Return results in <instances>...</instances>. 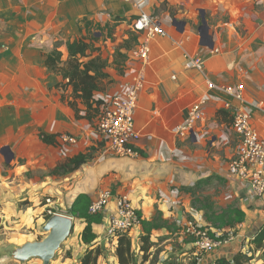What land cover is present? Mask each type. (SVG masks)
Returning <instances> with one entry per match:
<instances>
[{
    "label": "crops",
    "instance_id": "1",
    "mask_svg": "<svg viewBox=\"0 0 264 264\" xmlns=\"http://www.w3.org/2000/svg\"><path fill=\"white\" fill-rule=\"evenodd\" d=\"M229 4L230 6L226 3L217 5L227 11L237 7L234 0ZM253 4L250 3L249 6ZM258 7L262 15L264 7ZM201 11L204 9L200 8L199 12ZM138 14L136 7L126 0H0V156L5 158L3 151L7 148L13 154L9 162L5 158L7 167L13 169L8 170L7 176L0 173V182H6L8 188L5 190L0 185V217L5 219L8 216L6 221L9 223L10 216L15 215L22 226L25 223L27 227L34 228L35 223L39 222L42 227L48 206H41V197L53 193V197H59L55 204H59L66 196L68 201L72 200L69 204L71 207L80 194H88L94 201L101 191L108 189L114 195H127L132 199L143 220L152 221L161 214L171 228L182 229L179 223L189 218L187 212L192 209L191 197L186 195L185 189L208 178L211 182L218 175L226 181L225 197L237 201L233 205L246 214V220L240 225L243 232L229 245L214 250L211 259L199 258L197 261L198 264H215L217 259L227 257L228 253L232 257L233 251L237 254L245 252L247 246L252 247L250 242L257 235L247 238L244 232L248 228L254 230L256 225L263 226L264 216L254 206L248 207L240 200L242 190L239 183L230 178L228 167L224 169L217 154L213 153V148L223 144L230 145V138L234 137L236 148L229 157L230 160L237 150L238 137L232 129L233 122L228 123L229 118L220 113L225 111L232 115L223 106L224 100L229 98L210 91L207 81L217 85H244L247 101L261 106L253 108L251 114L253 125L264 138V58L261 50L251 49L245 42H238L239 36L233 37L234 34L229 35V38L235 39V43L231 44L230 41L223 42L222 35L212 36L209 27L206 34L192 31L189 20L194 19L193 11L186 15V19L181 20L179 17L171 19L166 15L162 20L156 16L169 36L153 42L150 64L146 68V86L136 113L137 127L142 136L137 144L140 158L116 157L107 152L104 146L98 158L64 176H48L46 173L47 177L43 180L42 177L34 180L32 177L28 179L31 175L26 176L39 168L36 161L39 164L45 163L48 152L53 153L56 160L48 168L45 167L47 165L40 168L53 170L66 158L88 153L96 146L93 142L94 132L85 130L84 123L88 121L77 119L78 114L70 104L77 102L81 110L84 106L73 98L69 81L60 72L48 69L47 55L58 49L63 54V66L69 58V43L82 37H86L89 42L87 35L94 28L105 33L108 27L116 26L115 35L120 30L125 32L131 28L133 31V23ZM231 15L237 18L233 11ZM250 18L251 21L261 18V23L258 22L259 30L248 35V39L264 30V17ZM112 22L114 26L110 24ZM175 22L185 23L183 31L178 30ZM205 38L209 41L205 42ZM211 41L214 43L212 48L203 45L210 44ZM216 50L219 52L213 54ZM195 57L204 59V72L192 65L191 61ZM132 68L134 65L128 60L125 74H119L118 77L109 69V82L115 81L116 86L109 91L97 92L96 97L111 94L134 76ZM217 96L221 100L214 99ZM204 100H208L204 118L189 133L190 136L177 135L175 130L188 117L190 109ZM82 115L83 112L80 113ZM212 130L218 131L208 148L207 139ZM40 132L58 135L59 146L44 144L40 140ZM64 135L76 138V144H69V148L64 145L61 149L60 145L64 144L61 137ZM192 146L195 149L194 155L191 154ZM203 152L206 153L205 157L200 155ZM111 211L113 205L103 214V224L93 226L98 240L96 245L86 246L87 249L98 247L100 242L109 244L106 234ZM65 215L71 216L70 210ZM30 220H33L31 226L28 225ZM76 220L79 221L81 238L85 223L83 220ZM10 223H14V220ZM201 223L208 226L203 217ZM167 233L168 228L164 227L154 230L152 237H161ZM142 235L140 224L130 234L133 251L136 246L141 251L139 241L141 242ZM152 241L154 242L153 239ZM180 243L185 244L183 250L194 246L185 239ZM116 248L117 244L115 250ZM148 259L144 260L142 256V262H147ZM114 261L119 264L117 256ZM261 263L264 264L262 260L259 264Z\"/></svg>",
    "mask_w": 264,
    "mask_h": 264
},
{
    "label": "rangeland",
    "instance_id": "2",
    "mask_svg": "<svg viewBox=\"0 0 264 264\" xmlns=\"http://www.w3.org/2000/svg\"><path fill=\"white\" fill-rule=\"evenodd\" d=\"M140 4L146 8L149 12L154 14L155 16L159 17L163 20V16L166 15L167 17L171 19H175L179 17V20L186 19V15H189L191 11H193L194 19L189 20V27H191L192 31L196 32L197 34L199 31L201 33H205L207 29L203 26L202 23V16L201 12H199L200 8L204 9L205 13V19L207 22V26L209 27L210 34L212 36L214 35H222V41H230L231 44H234V38H229V35H233V37H238V42H245L248 47L254 50H261L262 55L264 58V30H262L259 34L258 32L255 34L256 37H263V38H251L248 39V35L252 34L255 31L259 30V23L261 18H258L257 20L251 21L250 17H264V13H260V7H264V3H262L263 0H256L255 2H252L251 0H234L235 6L233 7L231 11H227L223 9L220 5H217L219 3H226L228 6H230L229 3H231L232 0H138ZM127 2V1H126ZM129 3V2H128ZM250 3H254L251 7L249 6ZM256 5V6H255ZM203 11V12H204ZM232 11L234 12V15L237 16L235 19L231 14ZM185 16V17H182ZM178 20V19H177ZM241 21V22H239ZM261 23V22H260ZM111 25L113 24L110 23ZM114 26V24L112 25ZM108 31H105V33H102L101 29L94 28L91 30V32L87 35L89 42L94 46V48L97 50L99 49V52H96L94 56L98 55L99 53L102 55L104 59L109 60V67L106 71L112 72L114 76H117L120 74L119 66H115L113 64L114 60V54L119 48L122 47V52L126 53L129 58L130 51L136 46V42L132 37L133 31L132 29L120 30L117 35L114 32L116 29V26L114 27H108ZM104 32V31H103ZM231 32V33H229ZM249 32V33H248ZM102 33V34H101ZM236 33V34H235ZM258 34V35H257ZM135 36V35H133ZM86 37H82L80 39H85ZM87 39V38H86ZM205 42H208L209 40L204 39ZM248 42V43H247ZM130 46L129 50L126 51L124 47ZM222 47V46H221ZM225 46H223V49ZM129 60V59H128ZM134 65L133 72L132 73H138L142 65L137 64L136 62L130 61ZM150 64V62H149ZM149 64L146 66V68L149 66ZM110 69V70H109ZM135 69V70H134ZM145 80L147 78V69L144 73ZM102 86L105 88V91H109V89L115 87V83L112 84L109 81H106L102 84ZM118 88H116L117 90ZM115 90V91H116ZM94 120V121H93ZM91 122L88 123L85 122V130H92L94 132V143L96 146L91 149L90 155L93 156V159L98 158L101 155V149L105 146V143L101 140L97 133L96 129V118L93 119ZM218 130H212L210 132V136L207 139L208 148L210 147L209 144H211V141L213 140V136L215 135V132ZM226 131L227 130H223ZM231 142L230 145H220L218 147L213 148V153H216L220 159V162L223 164L224 169H227L228 163H229V157L232 155L234 149L236 148V143L234 140V137L230 138ZM64 145L67 144H61L60 147L62 149V146L64 148ZM194 147H191V154L194 155ZM48 157L45 158V163H37L39 165V168H36L33 172H29L26 176L31 175L28 179H36L39 177H42V180L44 177L51 176V169L44 170L40 168V166L44 167V165H47L45 167H49V164H52L56 158L54 157L53 153L48 152ZM202 157L206 156V153L203 152L200 154ZM62 158V157H61ZM17 160V158L15 159ZM91 160V161H92ZM215 160V159H213ZM0 173L4 176L8 175V170H12L13 168L7 167L5 158L3 156H0ZM13 164V163H12ZM17 164V163H16ZM17 167V166H16ZM18 173L21 174V171ZM45 173V174H44ZM215 180L212 179V181L209 183V185L203 187V190L200 192L198 191L197 197L201 196V198H206L209 201V205L215 210L220 212L222 209L227 208L230 205L235 204L237 201H232L225 197L226 192V181L225 179L219 177L218 175H215ZM0 185L5 190H8L7 183L0 182ZM65 195V194H64ZM63 195V196H64ZM186 195L189 197V194L186 193ZM53 193H48L47 196L41 197V206L47 205V209L44 213V223L54 214H60L63 216H66L70 210V202L68 199H66V196L62 198V200L59 202V204H55V201L59 199V197H53ZM48 198V199H47ZM49 200V202L47 201ZM132 200V199H131ZM133 202V200H132ZM190 209L187 214L190 215L187 220H199L201 217H203L206 220V214L209 213V210H207L205 207L203 208V205L205 204H199L193 202L192 198L190 199ZM237 204V203H236ZM235 204V205H236ZM21 206H19L20 208ZM195 210V211H194ZM68 211V212H67ZM52 212V215L51 213ZM62 213V214H61ZM195 214V215H194ZM196 214L201 215L198 216ZM7 217L4 219L3 217H0V264H43V262L38 259H30L29 261L22 263L19 261H16L12 258L11 253L14 251V249L24 245L27 241L35 242V241H41L43 240L48 233H46L44 230H42L43 226H39V222H36L33 227H27L25 223L19 224V218L15 215L10 216L9 223H7ZM71 217V216H67ZM34 219V217H33ZM5 220V221H4ZM14 220V223H10ZM26 220V219H25ZM186 220V221H187ZM264 220V218L262 219ZM18 221V222H17ZM33 221V220H32ZM32 221L30 220L28 222V225L31 226ZM6 222V223H5ZM74 222V228L70 235V237L64 242V244L61 246L59 251L56 253L54 259L51 261L50 264H80L82 258L86 254L87 247L82 244L81 238L79 237V221L76 220V218H73ZM208 223V222H207ZM210 224H208L209 226ZM257 228L251 231L250 228L246 229L247 231L244 232V236L247 238L255 237L258 238V235L261 231V229L264 227L262 225H256ZM212 232L216 234L219 238L222 239H235L241 232H243V228L238 225L235 229L232 230H222L219 231L218 229L211 228ZM169 233H167L164 236L161 237H152L154 240L155 246L150 250V252L146 255L149 256L147 262H142V252L138 250L139 246H136V250L134 253L136 254V263L135 264H196L197 258H200L201 260L204 258L211 259L213 253H202L200 250H198L195 246H188L186 247V250H183L185 248V244H182L183 239L186 241H190L191 239L186 237L182 233V229H178L177 227L168 229ZM228 232L227 234H225ZM162 238V239H161ZM167 238V239H166ZM181 240V241H180ZM138 242V241H137ZM16 243L20 244L17 245ZM107 243L102 244L101 242L98 244V246L102 247L104 251V255L100 258V261L98 264H115L114 258L116 254L115 250V241L109 240ZM253 244L252 247L247 246L245 248V253L249 256H253L252 264H259L260 260L264 262V245L262 248L257 249V241L253 240L250 242V244ZM264 244V241H263ZM137 245V244H136ZM140 247L142 246V242L139 241ZM255 250L256 252H254ZM152 253V254H150ZM233 255L235 254V251L232 252ZM227 256L228 258L231 257L230 253ZM153 255V256H152ZM258 258V259H257ZM251 264V262H250ZM262 264V263H261Z\"/></svg>",
    "mask_w": 264,
    "mask_h": 264
},
{
    "label": "built area",
    "instance_id": "3",
    "mask_svg": "<svg viewBox=\"0 0 264 264\" xmlns=\"http://www.w3.org/2000/svg\"><path fill=\"white\" fill-rule=\"evenodd\" d=\"M138 11V18L133 23V31L139 36L137 46L131 50L129 60L142 65L138 73H134L111 94L100 96L103 100L101 112L96 119L99 137L105 143L107 152L116 157L127 159L140 158L137 144L142 136L136 123V113L141 95L146 86L144 73L151 60L152 44L158 38L169 36L162 22L144 8L138 0H126ZM216 50L213 54H217ZM192 65L204 72L205 61L195 57ZM208 89L229 99L224 100V108L233 117L232 129L238 137V147L228 164L230 178L236 180L242 190L240 200L248 207L254 206L264 216V138L255 128L252 121V110L261 108L256 103L248 102L244 85H217L207 81ZM214 99L221 100L219 96ZM204 100L194 105L183 123L177 127L176 134L186 137L205 116ZM64 144H76L77 139L69 135L61 137ZM49 202V200H48ZM113 205L108 216L106 237L114 240L118 235L131 234L141 224V219L134 203L127 195H114L111 190L101 191L92 201L89 211L92 214H104ZM52 215V212H50ZM182 233L192 239L193 245L202 253H211L226 247L233 239L211 237L209 230L199 220L180 222Z\"/></svg>",
    "mask_w": 264,
    "mask_h": 264
},
{
    "label": "trees",
    "instance_id": "4",
    "mask_svg": "<svg viewBox=\"0 0 264 264\" xmlns=\"http://www.w3.org/2000/svg\"><path fill=\"white\" fill-rule=\"evenodd\" d=\"M135 35V36H133ZM136 44H138V37L136 34H132ZM123 48V47H122ZM122 48L117 50L114 54L113 64L117 67L120 65V76L125 74V65L128 61L126 53L122 52ZM126 51H130L128 47H124ZM69 58L63 66V54L57 50L47 55L46 66L52 71H58L62 74L63 78L68 80V85L73 89V98L78 100L84 109H79L78 103H71V107L77 112V119L87 120L89 123L93 119H97L101 112L103 100L96 97L97 92H104L105 88L102 84L111 80L110 74L106 71L109 67V60L104 59L99 53L93 56L94 53L99 52V49H95L91 42L85 39L75 40L67 45ZM115 82V81H114ZM112 82V83H114ZM83 112L84 115L80 116ZM223 116L228 117V123L233 122L232 115L225 111H220ZM94 121V120H93ZM40 140L52 147H58V135L47 134L40 132ZM95 149V148H91ZM90 149V150H91ZM93 156L90 153H80L74 157L66 158L65 161L59 163L53 170H51L52 176H64L68 173L74 172L80 169L84 164L90 162ZM210 178L199 181L194 187L186 188L185 191L190 195L193 202L203 205L209 213L206 214V221L209 226H206L212 238L218 239L216 234L212 232L211 228L222 230H232L238 225H241L246 220V214L237 206L230 205L227 208L222 209L220 212L215 211L206 198L196 196L198 191H202L203 187L209 185ZM92 203V198L88 194H80L70 207V214L76 219L83 220L85 228L81 233V241L84 246L92 247L96 245L98 236L94 233L93 226L101 225L104 221L103 214H92L89 211V207ZM141 227L143 235L141 237V252L143 253V259L147 260L146 256L150 250L154 247L152 241V233L154 230L162 229L164 227L171 229L168 222L163 220L162 215H158L154 220H143L140 213ZM226 232L225 234H227ZM222 239V238H221ZM193 240L191 239L190 242ZM257 241V249L263 247L264 241V227L261 229ZM116 256L119 264H135L136 254L133 251V244L130 234L118 235L115 239ZM104 255L102 247L88 248L85 256L81 260V264H98L100 257ZM199 258H197L198 261ZM253 260V256H249L244 251H240L234 254L232 257H223L216 260L215 264H250ZM198 264V263H196Z\"/></svg>",
    "mask_w": 264,
    "mask_h": 264
},
{
    "label": "water",
    "instance_id": "5",
    "mask_svg": "<svg viewBox=\"0 0 264 264\" xmlns=\"http://www.w3.org/2000/svg\"><path fill=\"white\" fill-rule=\"evenodd\" d=\"M202 23L205 29H208L204 12H201ZM179 31H183L185 23L175 22ZM181 27V28H180ZM212 48L214 43L203 44ZM6 160L9 162L13 158L10 148L3 151ZM74 228L72 217L60 214L52 215L44 224L43 230L48 233L41 241L27 242L24 245L14 249L11 256L14 260L25 263L30 259L38 258L43 264H50L56 253L59 251L64 242L70 237Z\"/></svg>",
    "mask_w": 264,
    "mask_h": 264
},
{
    "label": "flooded vegetation",
    "instance_id": "6",
    "mask_svg": "<svg viewBox=\"0 0 264 264\" xmlns=\"http://www.w3.org/2000/svg\"><path fill=\"white\" fill-rule=\"evenodd\" d=\"M204 34H206V33H204ZM205 39H208V38H205Z\"/></svg>",
    "mask_w": 264,
    "mask_h": 264
}]
</instances>
